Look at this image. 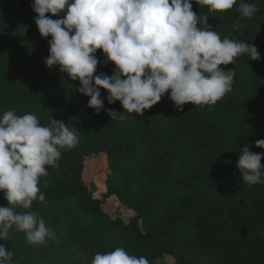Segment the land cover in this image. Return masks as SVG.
Masks as SVG:
<instances>
[{
	"label": "trees",
	"instance_id": "16d2710c",
	"mask_svg": "<svg viewBox=\"0 0 264 264\" xmlns=\"http://www.w3.org/2000/svg\"><path fill=\"white\" fill-rule=\"evenodd\" d=\"M33 0H0V115L34 113L42 125L49 117L77 130L78 145L62 150L59 167L48 166L38 185L44 202L31 211L55 233L44 244H29L13 227L0 240L14 253V264H91L97 252L123 247L149 264L163 255L172 264H264V184L249 186L237 168L241 149L264 153L255 142L264 139V0L251 18L237 11L212 12L192 0V10L207 15L221 38L257 47L260 60L235 58L232 90L215 105L186 103L177 111L166 92L143 115L113 119L106 110L123 112L120 102L103 109L87 106L90 97L77 91L59 66L49 69L51 36L41 37ZM239 3V0H238ZM53 20L63 18L46 13ZM239 20L241 30L233 28ZM95 56L105 61L102 50ZM111 62L98 63L94 75L111 76ZM104 152L109 172L105 196L117 195L135 216L124 222L101 206L83 182L85 157ZM264 165V158L261 159ZM45 181L47 185L45 186ZM0 206H7L0 192Z\"/></svg>",
	"mask_w": 264,
	"mask_h": 264
},
{
	"label": "clouds",
	"instance_id": "9594fccd",
	"mask_svg": "<svg viewBox=\"0 0 264 264\" xmlns=\"http://www.w3.org/2000/svg\"><path fill=\"white\" fill-rule=\"evenodd\" d=\"M212 12H225L238 4L237 11L251 18L257 5L246 0H195ZM35 24L48 41L49 55L44 63L49 69L59 66L71 80H79L77 91L90 97L87 106L99 114L103 109L100 89L108 93V104L120 102L123 112L106 110L113 119L126 114L143 115L166 92L177 111L191 103L215 105L231 92L234 69L222 66L235 63L247 54L259 61L256 46L227 37L221 38L208 24V16L192 10V0H33ZM63 18L53 20L46 13ZM239 20L233 28L241 30ZM102 50L105 61L95 56ZM111 62V76L94 75L98 63ZM79 143L77 130L49 117L42 125L34 113L17 115L15 110L0 115V192L7 206H0V240L9 230L25 234L29 244H44L55 233L37 213L17 212L16 206L30 209L34 200L44 202L41 177L48 166L59 167L62 150ZM264 149V139L255 142ZM264 153H253L245 145L237 161L244 183L264 184ZM47 181H45V186ZM14 253L0 244V264H14ZM91 264H149V260L130 255L123 247L97 252Z\"/></svg>",
	"mask_w": 264,
	"mask_h": 264
},
{
	"label": "rangeland",
	"instance_id": "374dc122",
	"mask_svg": "<svg viewBox=\"0 0 264 264\" xmlns=\"http://www.w3.org/2000/svg\"><path fill=\"white\" fill-rule=\"evenodd\" d=\"M109 172L106 154L104 152L94 153L85 157L83 161V182L95 198L101 200L102 208L112 216H119L124 222H128L135 216V211L124 206L117 195L105 196V178ZM156 264H172L170 255L158 258Z\"/></svg>",
	"mask_w": 264,
	"mask_h": 264
}]
</instances>
